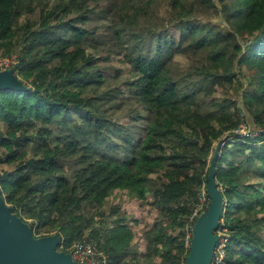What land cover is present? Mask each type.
Segmentation results:
<instances>
[{"label":"trees","instance_id":"trees-1","mask_svg":"<svg viewBox=\"0 0 264 264\" xmlns=\"http://www.w3.org/2000/svg\"><path fill=\"white\" fill-rule=\"evenodd\" d=\"M153 1L114 0L107 11L119 18L112 32L126 51L125 59L132 71L137 74L132 82L133 94L149 113L145 131L136 143L132 133L126 132L129 126L113 121L114 126L122 128L121 139L131 155L125 153V157L119 159L94 154L91 145H82L72 132L62 135L54 131L60 144L52 148L48 135L51 130L46 124L69 111L83 113L91 121L95 119L102 143L105 149L109 148L111 134L105 132V119L100 114L105 105L102 102L96 105L94 100L89 104L81 103L79 86L69 88L56 81V77L66 78L63 70L54 71V68L43 66L42 60H30L25 54L20 56L16 69L22 77L31 78L32 85L27 87L23 82V89L0 90V121L8 126L4 135L0 133V146L10 148L14 142L35 143L31 155L22 149L16 155L22 161L13 171L0 176V193H7V198L14 203V210L19 208L22 219L23 215H37L39 227H56L60 239L65 234L78 241L84 238L82 232H74L70 220L66 219L68 213L75 210L77 201L93 202L100 210L116 188L126 189L130 197L145 199L149 192V175L159 173L162 184L154 193L163 205L170 201L178 203L172 216L174 220L180 219V227L192 214L198 202L195 192L206 179V174L204 178L199 176V168L192 162L206 158L209 167L210 151L215 140L219 139L214 163L215 179L218 185L221 184L225 201L219 226L228 231L221 264H264V119H260L264 110H259L264 103V0H204L199 3L197 0H170L177 19L175 30L178 36L175 32H155L147 39L150 41L148 46L136 32V24L139 6ZM207 1L213 8L209 4L201 6ZM20 2L0 0V42L15 35L13 21L20 15ZM201 7L208 12L212 9V13H221L225 25L210 19H193L195 11ZM67 29L75 44L80 43L87 33L85 28L72 24ZM175 39L182 52L206 59L205 66L195 69L202 87L204 83L238 82L249 113L247 118L253 119L259 135L234 136V127L225 126L232 125L230 121L220 119L215 125L212 124L213 114H199V108L193 106L197 92L187 86V82L186 89L181 90V83L173 73L170 59ZM58 41L62 43L50 57H61L60 69L61 64L70 60V67L80 74V70L97 63L96 59L87 57L80 44L70 50L66 41L62 38ZM230 56L235 57L238 74L243 79L237 78L236 72H230ZM85 107L88 108L85 110ZM228 129L231 130L222 136ZM173 137L184 141L185 145L171 143ZM238 137L243 138L236 139ZM38 147L41 152L37 151ZM68 156L76 158L71 167L61 164ZM27 171L36 173L35 182H30ZM251 177L259 180L253 181ZM189 194L193 196L191 202L184 203ZM64 200L71 203L68 212H61ZM63 217L65 222L57 223ZM100 225L103 242L93 237L100 249L108 254L107 263L136 264L126 258L133 249L132 227L119 221L112 224L101 222ZM167 228L166 223L160 222L153 228L152 236L147 233L151 242L148 255L159 257L160 264H181L189 253L185 231H180L181 236H173ZM64 242L65 247H70L65 237Z\"/></svg>","mask_w":264,"mask_h":264},{"label":"rangeland","instance_id":"rangeland-1","mask_svg":"<svg viewBox=\"0 0 264 264\" xmlns=\"http://www.w3.org/2000/svg\"><path fill=\"white\" fill-rule=\"evenodd\" d=\"M197 1L199 3V1L203 2L204 0ZM110 2L112 3L114 0H21L19 4L20 15L13 21L15 35L6 41L0 42V71L12 69L22 83L24 82L27 87H31V78L22 77L21 73H17L18 71L16 69V66L20 64V56H25V54L30 60H42L43 66L54 68V71L55 69L59 72L63 70L66 78L56 77V81L69 88L73 85L75 87L79 86L77 87L80 90L78 99L81 103L89 104L94 100L96 105L99 104V102L105 105V107L101 109L102 111L100 114L104 116L105 125L107 127L104 130L106 133L111 134L112 141L109 144L110 147L105 149L102 143L100 130L95 125V119L91 121L87 119L83 113H72V111H69L53 119L49 124H46L51 130L50 134H48L51 138V147L55 148L57 143L60 144L54 131L62 135L72 132L82 145L89 143L94 154L105 155L110 158L117 157L120 159L125 157V153H128V155L131 154L126 148L125 141L121 139L122 135L120 131L122 128L120 125L114 126L113 121L129 126L130 129L126 130V132L129 134L132 133L136 143L138 138H140V134L145 131V127L149 120V113L145 109L144 104L137 101L133 94L132 82L137 77V74L132 71L130 63L125 59L126 51L122 48L121 42L113 35L112 27L119 18L115 14H112V12H107L111 4ZM208 4L213 8L212 3L208 1L201 6H206ZM211 10L208 12V9L201 7L195 11L193 19H210L211 22L225 25V20L221 13H212L213 10ZM129 11L133 13V11ZM176 20L175 12L170 5V0H154L149 5H144L142 3L139 6L136 32L145 39L144 44H148L149 46L150 41L147 39L155 32L161 31L163 34H174L175 32V36H178V32L175 30V24H177ZM69 24L81 26L87 30V33H85L80 43L75 44L74 38L70 37V31L67 29ZM223 31L225 30L223 29ZM126 36L127 35H125V37ZM60 38L68 43L70 50L77 48L78 44H80V46L84 48L87 57L96 59L97 63L88 69L80 70V74L70 67V60H67L66 64H61L62 67L60 69L61 57L54 59L50 57V55H54L56 50L59 49L62 43L58 41ZM121 40H124V38ZM177 45L178 42L177 39H175L174 48L172 50L174 53L170 59V62L173 64V73L181 83V90L184 91L186 89L185 84L187 82V86L197 92L194 95L197 101L193 106L199 108V114H213L212 124L215 125H217V121L223 119L224 121H230V124H232L225 125L227 128L234 127L233 129H235L242 123L247 122L252 128L258 130L253 119L248 120L247 118L249 113L245 108L244 94L238 82H223L211 85H206L204 83L202 87V83L197 79L198 76L195 75V69H200L202 66H205L206 59L200 55L194 56L182 52ZM229 58L231 60L230 72H236L237 78L243 79L241 75L238 74L235 57L230 56ZM22 63L23 62H21V64ZM244 85H246V83H244ZM244 88L245 86H243V89ZM110 104H113V106L109 107ZM87 108L88 107H85V110ZM261 109L264 110V103H262L259 110ZM83 119L85 120L83 121ZM260 119H264V115H262ZM90 121L91 124H89ZM183 127L185 130H188L185 124H183ZM7 128V124L0 121V133L2 135L5 134ZM230 130L231 129L225 130L222 136L227 134ZM259 134L260 132H257V134L249 136L254 137ZM190 136L193 139L196 138L193 135ZM242 138L243 137H238L236 139ZM178 142L185 145V142L177 137L171 138V143ZM33 143L35 142L32 141L27 144H18L14 142L10 148H3L0 146V176L6 171H13L16 165L22 161L20 157H16L22 149L27 150L29 155H31ZM219 143V139L215 140L213 143L207 161L209 167L206 166V158L192 162L194 166L199 168L198 172L200 177L206 174L205 181L203 180L204 182H202L201 187L195 192L196 195H198V201L202 191L204 190L207 192V183L211 172L210 162L212 161V156L219 146ZM37 151L41 152V149L38 147ZM75 159H71L69 156L65 157L61 161V164L71 167ZM26 174L30 182H35L37 180L35 172L27 171ZM149 176V192L145 199L130 197L126 189L119 190L116 188L107 197L104 206H102L100 210L93 202L84 200L81 202L77 201L75 210L70 211L66 217V219L70 220L71 229L74 230V232H82L84 238L96 236L103 242L101 222L112 224L115 221H119L129 224L134 231V237L131 242L133 249H131V253L127 255L126 258L136 264H160L161 260L159 257L148 255L151 242L147 236V233H150L149 236H152L153 228L160 222L167 224L170 235L179 236L180 231L184 230L185 245L190 249V237L193 236V225L195 220V218L190 220V216L193 214L194 210L184 226L178 227L180 219L174 220L172 216V211L178 207V203L170 201L168 205L161 204L158 196L154 193L155 189L162 184L161 175L159 173H151ZM251 179L253 181L259 180L257 177H251ZM217 187L219 189L222 188L221 184H217ZM0 195L5 204L13 208L14 203L7 198V193H0ZM192 197L193 196L189 194L183 202H191ZM210 200V197L209 201L205 200L204 206H209ZM64 202L65 204L61 205V212H68L71 203L69 200H64ZM66 207L67 209H65ZM18 211V207H16V210L13 208L12 215L19 216ZM112 212L113 215L110 214ZM22 217V220L31 228L35 237L46 236L53 233L58 234L56 227L52 228L49 225L39 227L40 219L37 215L28 214ZM90 220H93L92 223ZM59 222H65V217L58 219L57 223ZM219 225L215 233L218 235V243L221 244V241H224V238L227 236L228 231ZM63 235L70 246L73 241L77 240L75 238H67L65 234ZM64 237L61 235L63 243H65ZM223 250L225 255V246ZM214 257H216V254H214ZM186 259L187 256L181 264H186Z\"/></svg>","mask_w":264,"mask_h":264},{"label":"water","instance_id":"water-1","mask_svg":"<svg viewBox=\"0 0 264 264\" xmlns=\"http://www.w3.org/2000/svg\"><path fill=\"white\" fill-rule=\"evenodd\" d=\"M7 88H24L12 69L0 71V90ZM215 158L216 153L207 183L210 204L195 220L186 264H213V250L218 241L215 230L224 209V196L215 180ZM12 212L13 208L0 195V264H86L77 263L69 252L56 249L58 234L35 237L22 218Z\"/></svg>","mask_w":264,"mask_h":264},{"label":"built area","instance_id":"built-area-1","mask_svg":"<svg viewBox=\"0 0 264 264\" xmlns=\"http://www.w3.org/2000/svg\"><path fill=\"white\" fill-rule=\"evenodd\" d=\"M257 132H260L259 129L256 130L252 128L251 125L246 122V123H242L238 128H235L233 135L248 136V135L257 134ZM219 146H218V151H219ZM218 151L217 152L216 150L214 151V154L216 153V156ZM205 200L209 201V196L207 195V192L203 190L202 194L199 196V201L195 206L194 212L190 216V220H193L194 218L196 220L200 212H203L207 209L208 205L204 206ZM226 240L227 237L224 238V241H221V244H219L217 241V244L214 247V254H216V257H214L213 254V259H212L213 264L222 263V258L224 256L223 247L225 246ZM56 249L58 251L69 252L72 256V259L77 263L81 262L86 264H108L107 263L108 254L105 253L102 249H100L97 241L93 237H86L84 239L75 241L70 247H65L63 241L60 239Z\"/></svg>","mask_w":264,"mask_h":264}]
</instances>
